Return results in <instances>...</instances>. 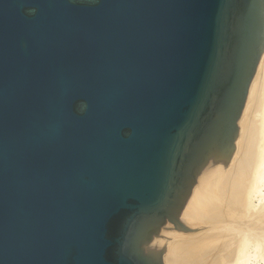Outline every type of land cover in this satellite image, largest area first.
Returning <instances> with one entry per match:
<instances>
[{
    "label": "water",
    "instance_id": "obj_1",
    "mask_svg": "<svg viewBox=\"0 0 264 264\" xmlns=\"http://www.w3.org/2000/svg\"><path fill=\"white\" fill-rule=\"evenodd\" d=\"M263 52L264 0H0V264H165Z\"/></svg>",
    "mask_w": 264,
    "mask_h": 264
},
{
    "label": "bare ground",
    "instance_id": "obj_2",
    "mask_svg": "<svg viewBox=\"0 0 264 264\" xmlns=\"http://www.w3.org/2000/svg\"><path fill=\"white\" fill-rule=\"evenodd\" d=\"M198 178L179 216L183 227L168 224L153 240L165 264H252L264 256V52L235 150Z\"/></svg>",
    "mask_w": 264,
    "mask_h": 264
},
{
    "label": "rangeland",
    "instance_id": "obj_3",
    "mask_svg": "<svg viewBox=\"0 0 264 264\" xmlns=\"http://www.w3.org/2000/svg\"><path fill=\"white\" fill-rule=\"evenodd\" d=\"M264 256L258 252L256 258H255V261L252 263V264H264Z\"/></svg>",
    "mask_w": 264,
    "mask_h": 264
}]
</instances>
